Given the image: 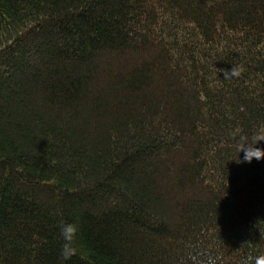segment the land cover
I'll return each instance as SVG.
<instances>
[{
  "label": "trees",
  "instance_id": "1",
  "mask_svg": "<svg viewBox=\"0 0 264 264\" xmlns=\"http://www.w3.org/2000/svg\"><path fill=\"white\" fill-rule=\"evenodd\" d=\"M241 135L264 136V0H0V264L264 255Z\"/></svg>",
  "mask_w": 264,
  "mask_h": 264
},
{
  "label": "clouds",
  "instance_id": "2",
  "mask_svg": "<svg viewBox=\"0 0 264 264\" xmlns=\"http://www.w3.org/2000/svg\"><path fill=\"white\" fill-rule=\"evenodd\" d=\"M242 71H243L242 68L239 70L232 68L231 71L228 73L233 76H238ZM261 140H264V136H259L253 143H248L246 137L241 135L242 143L239 152L243 151L244 156H243V161H238V162L251 163L253 158H255L257 161H260L262 158H264V150L255 146L256 143ZM78 231H79L78 225H76L75 223L62 222L60 225V234L64 241L61 246L60 255L64 260H69L71 259L72 256L76 254L74 243ZM253 259H254V264H264V255H260L255 258L249 256L245 261V264H253Z\"/></svg>",
  "mask_w": 264,
  "mask_h": 264
}]
</instances>
